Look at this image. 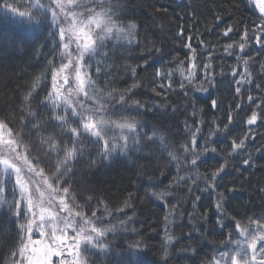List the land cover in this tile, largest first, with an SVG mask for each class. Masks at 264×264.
<instances>
[{"label": "trees", "instance_id": "16d2710c", "mask_svg": "<svg viewBox=\"0 0 264 264\" xmlns=\"http://www.w3.org/2000/svg\"><path fill=\"white\" fill-rule=\"evenodd\" d=\"M112 3L117 8L118 22L136 25L138 43L108 42L89 61L92 79L105 90L124 91L137 84L127 99L129 103L139 101L143 107L123 113L139 122L138 144L132 146L130 141L127 151L117 150L103 158L98 146L82 137L83 153L70 165L71 175L64 186L70 185L76 202L84 205L88 215L90 209H99L97 215L104 216L105 223L117 226L104 240L109 244L108 254L86 253L87 264H116L117 255L137 242L143 246L142 254L149 264H209L234 228L233 218L245 221L248 217H264V49L254 41L241 39L246 27L252 35L254 22H260L259 13H254L249 0H112ZM229 27L232 32L226 37L224 32ZM20 36L18 25H0V119L24 134L31 156L42 157L40 135L51 134L61 143L68 139L66 135L61 138L60 129L50 122V108L45 107V97L51 89L48 60L55 54L47 31L33 40H21ZM189 43L191 49L187 47ZM240 43H245L243 50ZM229 44L233 48L225 52ZM192 49L197 65L194 87L185 83L181 89V77L176 72L172 89L157 95L160 89L154 71L176 69L181 61L187 68ZM245 59L249 61V75L241 76ZM204 64L209 65L208 80L204 79ZM29 92L31 98L25 103L23 98ZM29 110L35 114L34 119L28 116ZM253 111L258 118L249 125L247 121ZM37 120L47 127L41 128L38 135H29ZM153 132L156 138L149 139ZM193 133L197 149L203 154L196 168L184 169L180 175L198 172L201 179L194 184H175L177 166L170 160L169 152L180 155L181 145L190 144ZM160 136L169 147H162ZM241 140L244 147L232 152V142ZM205 143L216 151L204 153ZM55 159L53 156L52 161L41 163L46 172L54 170L48 165ZM246 159L248 165L243 163ZM221 164H225L224 171L212 181L211 174ZM210 183L216 187H208ZM153 192L168 195L159 199ZM221 194L223 214L215 207ZM88 197L92 198L90 205L86 203ZM12 202L8 186L6 200L0 201V264H11L10 252L18 242L17 224L24 222L22 217L19 221L15 219L14 209L9 207ZM105 204L112 216L104 213ZM121 208L123 212L116 211ZM165 216L169 220L167 225ZM218 218L225 225L223 230L217 224ZM121 221L126 223L120 226ZM165 229L173 237L168 244Z\"/></svg>", "mask_w": 264, "mask_h": 264}, {"label": "snow or ice", "instance_id": "6c2138e0", "mask_svg": "<svg viewBox=\"0 0 264 264\" xmlns=\"http://www.w3.org/2000/svg\"><path fill=\"white\" fill-rule=\"evenodd\" d=\"M249 6L254 13L258 11L257 19L252 28V35L246 27L241 39L245 42L254 41L264 49V0H249ZM18 25L21 29V40H33L48 32V39L52 43L55 54L48 60V70L51 73V89L45 97V107L51 111L50 122L60 129L61 138L68 137L63 143L56 140L53 135L47 137L40 135L39 141L43 149V156H31V148L24 141L21 131H14L9 123L0 119V201L6 200V189L10 186L13 202L9 205L14 209L17 221L18 242L10 252L11 264H87L86 253L96 252L108 254L109 244L104 243L109 233H114L117 226L110 222L105 223L104 216H98L99 209H90L88 215L84 205L76 202V196L68 185L67 177L71 175L70 165L83 153L82 137L89 139L98 146L103 158L109 157L117 150L125 152L131 145L139 143V122L132 116L123 113L139 110L143 107L139 101L129 103L127 97L138 85L133 84L124 91L115 89L105 90L96 85L92 79L89 63L108 42L113 40L123 41L131 45L138 43L135 36L136 25L129 23L123 25L118 22L117 8L112 0H0V25ZM232 32L229 27L224 36ZM183 34L181 30L180 35ZM191 49V44L187 45ZM232 44L225 47L228 52ZM243 50L245 43H240ZM157 51H159L157 49ZM190 56L187 68L183 61L179 62L176 69L162 71L156 69L153 76L159 81L158 88L163 94L172 89V78L176 72L181 77L180 88H185V83L193 86L196 77L197 65L195 50ZM211 55V54H209ZM107 56V53H104ZM148 61H145L147 65ZM249 61L245 59L244 72L241 76L249 75L247 71ZM204 79H209L208 64L203 65ZM100 67L96 68L99 74ZM133 77L136 68H131ZM236 69H233L235 76ZM240 81H237L239 84ZM202 90V89H201ZM32 91H35V85ZM156 92L157 89L153 88ZM240 92V88H236ZM32 92L23 99L28 102ZM187 96V92H185ZM252 100V97H249ZM215 107L216 102H212ZM239 108L240 106L237 105ZM28 116L32 119L35 114L30 110ZM258 116L252 112L247 123L252 125ZM22 124L26 123L21 118ZM30 122V121H29ZM231 123V116H229ZM41 124L37 120L29 135L39 134ZM227 128V125L225 126ZM199 131V129H197ZM156 133L149 139H155ZM162 147H169L164 142V137H159ZM196 133H193L190 144L181 145L180 155L175 151L169 152V157L177 166L175 184L181 182L196 183L201 179L197 172L195 175L180 172L188 168H196L201 153L197 149ZM46 146V147H44ZM244 147V140L231 144L232 152ZM215 152L209 149L207 143L203 145V152ZM54 162L48 166L51 170L46 172L41 166L43 161ZM192 159L188 160L187 157ZM245 165L249 160H244ZM225 164L211 174V180L223 172ZM208 179L207 176L204 177ZM171 187V185H170ZM215 188V183L208 184ZM152 195L163 199L167 192ZM91 197L86 203L90 205ZM223 195L215 205L218 212L223 214ZM103 203V202H101ZM104 213L112 216L113 213L105 204ZM123 212V209H117ZM130 219V218H129ZM165 224L169 223L165 216ZM234 228L227 234L224 241L216 249L209 264H264V217H248L245 221L235 220ZM126 221H121L123 226ZM219 228L225 225L217 220ZM165 244L170 243L173 237L167 235L165 229ZM140 242H137L117 255L116 264H149L142 254ZM167 251L165 250V256Z\"/></svg>", "mask_w": 264, "mask_h": 264}]
</instances>
